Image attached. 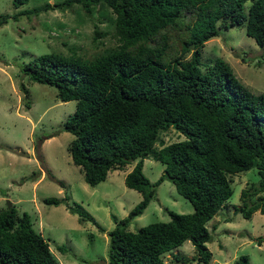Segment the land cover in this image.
<instances>
[{"label": "trees", "instance_id": "1", "mask_svg": "<svg viewBox=\"0 0 264 264\" xmlns=\"http://www.w3.org/2000/svg\"><path fill=\"white\" fill-rule=\"evenodd\" d=\"M25 1L13 3L17 7ZM246 1L62 0L0 15L2 24L11 16L73 3L87 13L101 4L114 12L118 43L105 52L93 58L45 52L21 66L32 80L55 86L62 101H76L62 127L74 135L69 152L87 183L94 185L110 170L134 162L124 182L142 198L126 217H114L107 264H169L163 254L188 239L197 264H209L206 223L232 195L231 175L252 167L259 178L241 189L235 208L245 218L256 210L264 213V92L250 91L221 57L201 67L205 42L235 24L244 26L264 54V0H251L245 9ZM171 126L185 138L164 143L160 134ZM147 156L164 164L154 182L143 172ZM165 178L193 210L168 209L169 220L128 229ZM44 201L67 202L55 196ZM74 203L67 208L80 221L91 218ZM59 249L64 251L63 245ZM0 264H59L29 213H19L14 204L0 210ZM233 264H249L248 256L239 255Z\"/></svg>", "mask_w": 264, "mask_h": 264}, {"label": "rangeland", "instance_id": "2", "mask_svg": "<svg viewBox=\"0 0 264 264\" xmlns=\"http://www.w3.org/2000/svg\"><path fill=\"white\" fill-rule=\"evenodd\" d=\"M26 0L14 6L13 0H0V15L13 14L45 2ZM251 0L245 3L247 9ZM118 43L114 33V12L96 5L91 13L73 3L37 14H19L0 24V210L14 204L19 213L26 211L33 227L48 240L59 264H107L109 231L117 219L142 198L141 192L128 187L125 174L134 162L112 169L104 180L87 183L80 167L73 163L68 145L74 135L63 129L74 111V99L62 101L55 86L32 80L21 70L23 63L45 52L76 54L93 58ZM244 26L221 28L201 49L204 69L216 57L225 59L236 77L253 93L264 92V54ZM190 53L186 55L189 57ZM164 143L184 139L174 127L161 132ZM161 142H156L160 147ZM164 164L152 156L143 161V172L154 182ZM256 167L231 175L234 191L219 211L206 223L211 239L206 242L212 256L209 264H233L246 254L249 264H264V213L256 210L245 218L235 206L241 204V189L258 179ZM55 196L67 202L49 204L44 197ZM68 197V198H67ZM81 206L91 218L80 221L68 204ZM168 209L191 212L192 203L182 196L171 180L156 186L155 196L127 226L135 231L141 225L169 220ZM64 247V251L59 246ZM196 249L188 239L163 254L169 264H197Z\"/></svg>", "mask_w": 264, "mask_h": 264}, {"label": "water", "instance_id": "3", "mask_svg": "<svg viewBox=\"0 0 264 264\" xmlns=\"http://www.w3.org/2000/svg\"><path fill=\"white\" fill-rule=\"evenodd\" d=\"M8 206H11V202L8 201Z\"/></svg>", "mask_w": 264, "mask_h": 264}]
</instances>
